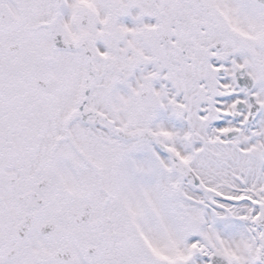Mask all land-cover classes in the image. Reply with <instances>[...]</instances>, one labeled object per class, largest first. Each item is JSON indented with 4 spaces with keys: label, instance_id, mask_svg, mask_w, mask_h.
Instances as JSON below:
<instances>
[{
    "label": "snow or ice",
    "instance_id": "obj_1",
    "mask_svg": "<svg viewBox=\"0 0 264 264\" xmlns=\"http://www.w3.org/2000/svg\"><path fill=\"white\" fill-rule=\"evenodd\" d=\"M0 264H264V0H0Z\"/></svg>",
    "mask_w": 264,
    "mask_h": 264
}]
</instances>
